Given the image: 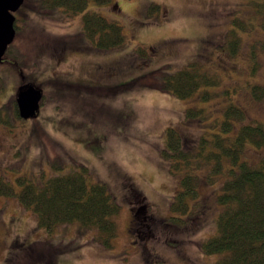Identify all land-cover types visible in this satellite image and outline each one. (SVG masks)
Here are the masks:
<instances>
[{"label":"rangeland","instance_id":"1","mask_svg":"<svg viewBox=\"0 0 264 264\" xmlns=\"http://www.w3.org/2000/svg\"><path fill=\"white\" fill-rule=\"evenodd\" d=\"M152 3L160 10L147 16ZM36 5L24 0L16 11L10 50L23 67L0 64V177L18 189L19 176L51 174L59 162L67 172L81 162L89 170L88 183H105L119 205L117 235L106 248L93 240V231L75 223L48 234L15 198L0 196V249L5 241L14 243L15 264H209L198 243L212 230L214 191L202 180L200 214L184 227L168 222L179 180L160 149L167 127L176 128L187 146L196 143L229 103L241 107L248 122L264 123V100L251 95L253 84H264V53L258 47L264 29L254 8L245 0L90 1L85 11L118 22L125 35L122 46L102 51L81 37L83 12L66 17ZM234 18L246 29L234 27L241 39L231 53L226 43ZM191 62L218 80L206 87L209 98L198 93L178 99L150 86L158 70ZM96 65L112 67L110 78L95 71ZM28 85L42 98L37 114L21 121L10 102ZM188 107L205 108V124L186 118ZM259 154L245 150L252 161Z\"/></svg>","mask_w":264,"mask_h":264},{"label":"trees","instance_id":"2","mask_svg":"<svg viewBox=\"0 0 264 264\" xmlns=\"http://www.w3.org/2000/svg\"><path fill=\"white\" fill-rule=\"evenodd\" d=\"M35 1L41 11L59 12L66 17L83 12L81 37L98 50L118 48L125 43L123 29L118 22L95 11H85L90 1L102 5L111 0ZM245 1L254 8L264 29V0ZM159 10L160 5L152 3L147 8V16ZM234 27L245 30L246 25L240 19H233L226 43L231 53L236 52L241 39ZM258 42L260 51L264 53V39ZM6 54L16 59L10 48ZM0 64L13 66V70L23 67L21 59L13 64ZM256 68L254 61L250 67L252 75ZM217 82L206 68L191 62L176 70H171L170 66L158 70L150 86L178 99L199 93L205 100L212 95L206 87ZM251 95L254 100L263 101L264 84H253ZM10 103L15 106L14 117L25 121L18 116L15 101ZM185 117L205 124L202 120L206 117L205 108L188 107ZM208 130L202 132L194 145L188 144L189 147L176 128L165 129L160 157L169 173L179 180L178 189L169 203L167 221L184 227L189 218L200 214L198 187L204 180L214 191L216 212L211 221V232L199 240L201 254L211 259L209 264H264V123L248 122L244 110L229 103L221 109V116L210 122ZM247 147L259 151L260 157L254 161L247 158ZM65 167L59 162L53 166L55 172L51 174L40 170L32 177L19 176L16 178L18 189L0 177V196L15 198L36 216L38 226L48 234L59 226L75 223L80 228L93 231V240L100 245L112 247L117 235L115 217L119 205L108 186L99 181L88 183L89 170L81 162H75L69 171L63 172Z\"/></svg>","mask_w":264,"mask_h":264},{"label":"water","instance_id":"3","mask_svg":"<svg viewBox=\"0 0 264 264\" xmlns=\"http://www.w3.org/2000/svg\"><path fill=\"white\" fill-rule=\"evenodd\" d=\"M24 0H0V62L15 37L14 13ZM42 93L33 85L20 89L15 97L18 116L23 119L34 117L40 106Z\"/></svg>","mask_w":264,"mask_h":264},{"label":"flooded vegetation","instance_id":"4","mask_svg":"<svg viewBox=\"0 0 264 264\" xmlns=\"http://www.w3.org/2000/svg\"><path fill=\"white\" fill-rule=\"evenodd\" d=\"M14 16H15L14 29H15V36H16V32H17V28H18V25L16 24V22H17L16 12L14 13ZM14 39H15V37H14ZM14 39H13V41H14ZM12 43L7 47V50H6V52H5V54H4L3 58H2V61H1L2 63L3 62H10V63H12L11 61H8L7 55H6L8 49L12 47ZM4 57H5V59H4ZM94 70L95 71H98L99 73H101L102 75H104V77H107V79L110 78V77L108 78V75L112 74L111 73L112 67H110V66H106L105 69H102V67L100 65H96L94 67ZM102 70H105V71H102ZM7 242H8V244L5 241L4 242V245H3V248L0 249V264H15L14 263L15 259L12 257L13 256L12 249L15 248V247L12 248V245H14V243H12L10 240L7 241ZM9 245H10V247H9Z\"/></svg>","mask_w":264,"mask_h":264}]
</instances>
